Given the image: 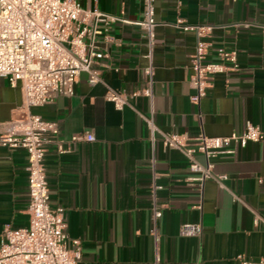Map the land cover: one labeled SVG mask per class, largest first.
<instances>
[{
  "label": "crops",
  "instance_id": "crops-1",
  "mask_svg": "<svg viewBox=\"0 0 264 264\" xmlns=\"http://www.w3.org/2000/svg\"><path fill=\"white\" fill-rule=\"evenodd\" d=\"M85 9L122 19L109 28L114 42L95 65L102 82L80 75L73 97L34 107L31 113L57 121L59 140L92 133L95 142L73 144L60 154L47 147L45 166L53 208L65 212L66 231L82 243L80 264H237L244 255L264 258V141L227 146L232 154L215 160V174L227 179L203 185L190 181L189 161L153 146L145 118L161 132L196 137H229L247 123L264 131V0H156L155 96L138 97L118 110L106 100L109 89L128 95L147 85V48L139 22L143 0H79ZM179 19L212 28L208 60L237 51L239 70L211 80L207 96L191 101L190 58L196 35L176 28ZM22 85L0 78V125L18 117ZM55 140V139H53ZM157 205L162 210L153 234V166ZM205 163L202 155H197ZM28 153L0 147V236L6 227L30 223ZM185 224L202 226L200 236L182 235Z\"/></svg>",
  "mask_w": 264,
  "mask_h": 264
},
{
  "label": "built area",
  "instance_id": "built-area-1",
  "mask_svg": "<svg viewBox=\"0 0 264 264\" xmlns=\"http://www.w3.org/2000/svg\"><path fill=\"white\" fill-rule=\"evenodd\" d=\"M156 0H143V17L138 23L142 29L148 61L144 74L147 85L130 95L109 89L106 100L116 109L131 106L138 97L153 101L155 96L154 51L156 46ZM122 21L117 16L98 10L85 9L79 0H0V78L7 79L12 87L22 85L24 104L18 117L0 125V147L23 149L28 153L30 223L27 228L6 227L0 236V264H80L83 251L80 240L70 239L66 231L65 212L53 208L47 179L45 159L47 147L55 143L60 154L70 151L73 144L95 142L92 133L74 135L69 141L59 140V123L45 120L31 113L34 107L53 103L59 97H73L75 86L83 73L89 83L102 82L95 65L107 58V46L115 40L108 35L112 24ZM176 28L196 35L195 52L190 58L191 86L196 94L191 101L199 103L207 96L211 80L239 70L237 51H223L217 61H209L210 44L204 38L210 27L190 25L179 19ZM151 131L154 146L157 136L163 146L181 152L189 161L190 181L204 184L208 180L221 183L226 176L215 174V160L223 154H232L231 143L246 147L250 142L264 141V131L258 125L247 123L245 130L229 137H208L200 134L164 133L159 130L153 116L145 118ZM55 139V140H53ZM202 155L205 163L197 159ZM153 166V234L158 237V221L162 210L157 205L155 159ZM182 235L200 236L202 226L185 224ZM237 264H264V258L253 261L244 255Z\"/></svg>",
  "mask_w": 264,
  "mask_h": 264
}]
</instances>
